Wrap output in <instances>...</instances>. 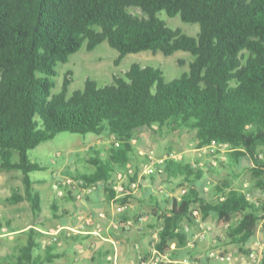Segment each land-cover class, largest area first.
<instances>
[{
  "label": "trees",
  "instance_id": "obj_1",
  "mask_svg": "<svg viewBox=\"0 0 264 264\" xmlns=\"http://www.w3.org/2000/svg\"><path fill=\"white\" fill-rule=\"evenodd\" d=\"M130 8L144 15H133ZM161 13L198 24L200 32L193 37L172 29ZM105 42L119 53L117 65L143 52L169 57L183 51L194 59L190 70L172 81L160 68L135 63L110 84L87 80L70 94L66 78L55 93L57 67ZM154 126L196 130L201 148L227 145L222 167H244L247 158L255 180L248 192L232 189L229 181L217 183L219 197L208 201L202 194L206 183H199L204 170L164 160L157 173L180 179L187 190L156 208L164 217L155 245L159 254L181 257L171 244L188 245L182 222H192L196 211L228 224V244L245 248L261 220L264 232V203L247 196L264 189V0H0V174L22 173L34 212L42 206L31 174L44 168L31 160V151L61 133H107L118 142L107 157L97 152L89 160L96 172L82 189L99 181L112 187L114 174L127 168L135 152L137 133ZM22 200L13 194L10 202ZM4 227L0 220V233ZM36 247L31 238L19 264H41L33 257Z\"/></svg>",
  "mask_w": 264,
  "mask_h": 264
},
{
  "label": "crops",
  "instance_id": "obj_2",
  "mask_svg": "<svg viewBox=\"0 0 264 264\" xmlns=\"http://www.w3.org/2000/svg\"><path fill=\"white\" fill-rule=\"evenodd\" d=\"M89 160L91 156L85 157V173L79 169L80 158L53 162L54 169L43 167L42 171L47 170L49 176L32 180L34 190L41 197V211L34 212L28 204L24 211L19 209L6 218L2 216L5 227L0 233V264H19L22 250L31 238L37 245L33 257L42 260L41 264H152L155 260L169 264H240L252 252L250 248H264L262 220L258 222L256 235L241 248L225 242V235L219 238L228 224H220L214 216L203 219L196 211L192 222H182L190 235L188 245L178 248L177 242L171 244V251L176 250L181 257L170 259V251L159 254L155 245L164 217L156 208L166 205L165 198L184 194L187 189L180 186L181 180L158 174L157 167L152 166L147 174L131 175L128 164L125 170L114 174V186L99 181L91 186V191L79 196L83 188L80 183L96 172L95 166L89 168ZM213 173L204 171L208 182L205 181L201 193L208 201L219 197L214 189L217 181ZM135 175L137 179L133 181ZM49 179L54 185H61L62 196L57 194L55 186L38 187ZM251 192L259 195L258 200L252 198V201L264 203V189ZM58 230L60 235L55 237L53 234ZM223 253L228 254L222 256ZM45 258L50 259L44 261Z\"/></svg>",
  "mask_w": 264,
  "mask_h": 264
},
{
  "label": "rangeland",
  "instance_id": "obj_3",
  "mask_svg": "<svg viewBox=\"0 0 264 264\" xmlns=\"http://www.w3.org/2000/svg\"><path fill=\"white\" fill-rule=\"evenodd\" d=\"M130 13L142 17L144 14L139 8H130ZM166 24L172 29H179L183 33L196 37L200 32L198 24L184 23L180 16L168 17L165 13L159 14ZM118 52L111 48L108 43H103L92 52H88L85 48L71 56L66 64H60L57 67L58 75L55 77L56 88L55 93L62 90L65 79L71 80L69 93L83 89L87 80H95L100 86L110 84L113 79L122 75L135 64L143 66H154L160 68L167 81H172L181 77L190 70V63L194 57L190 53L179 51L172 56L166 57L161 53L143 52L139 54H131L125 57L118 65ZM118 140L109 134H71L61 133L53 140L43 143L37 149L31 151L30 156L33 162L39 163L48 169H54L53 162L64 161L67 158H80L79 169L85 173V157H96L97 152H103V157H107L110 148ZM135 152L131 156L129 164L131 169L138 174H147L149 167L156 168L166 159H174L185 163H191L195 168L208 171L209 164L212 166L214 179L217 183L229 181L232 189L244 191L247 186H253L255 180L249 171V159L242 158L244 167L224 168L221 161H227L228 148L224 145H212L210 147L199 146V139L196 130L185 129L180 127H164L159 129L154 126L151 131H143L137 133L134 142ZM89 168L94 165L88 164ZM87 171V170H86ZM47 175L46 171L35 172L31 174L33 181L41 179ZM205 179L199 183H205ZM208 182V181H206ZM52 188L55 186L51 179L48 180L40 188ZM51 185V186H50ZM13 194L23 196L24 200L13 204L10 202ZM259 195H253L252 198L258 200ZM30 204L27 200L25 185L23 183V175L20 171L3 172L0 174V214L4 218L16 213L19 209L23 211ZM2 217V218H3ZM3 218V219H4ZM231 220H229L230 222ZM223 233V234H222ZM219 236L225 235L226 228ZM262 243V241H260ZM259 242V243H260ZM254 244V243H253ZM256 255L255 264H262L264 259V248L255 246L250 248ZM234 251V250H232ZM228 253L221 254L226 255ZM240 261V260H239Z\"/></svg>",
  "mask_w": 264,
  "mask_h": 264
},
{
  "label": "built area",
  "instance_id": "obj_4",
  "mask_svg": "<svg viewBox=\"0 0 264 264\" xmlns=\"http://www.w3.org/2000/svg\"><path fill=\"white\" fill-rule=\"evenodd\" d=\"M214 145H216V144H214ZM225 147H227V145H224ZM161 163H163V161L161 162ZM133 172L134 171H132V169H130V171H129V173L131 174V175H134L133 174ZM85 183V181H82L80 184V186H82V184H84ZM68 184H72V182H70V183H68ZM93 188L90 186L88 189H82L81 191V193L79 194V196H84L85 195V193H87V191L89 192V191H91ZM55 190L57 191V194L59 195V196H62V194H63V190H62V188H61V185L59 184V183H57V184H55ZM184 193L186 192V191H183ZM247 196H248V198L249 199H252V192H249L248 194H247ZM0 220H2V216H1V214H0ZM72 232V230H70V233ZM60 230H58L56 233H54L53 235L55 236V237H58L60 234ZM68 235H70L69 233H68ZM255 258H256V255L254 254V253H251L248 257H244V258H242V260H241V262H240V264H252L253 262H254V260H255ZM156 263H158V260H155L154 262H152V264H156Z\"/></svg>",
  "mask_w": 264,
  "mask_h": 264
}]
</instances>
